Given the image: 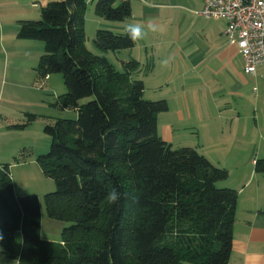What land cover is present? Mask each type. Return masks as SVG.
<instances>
[{
    "label": "trees",
    "instance_id": "obj_1",
    "mask_svg": "<svg viewBox=\"0 0 264 264\" xmlns=\"http://www.w3.org/2000/svg\"><path fill=\"white\" fill-rule=\"evenodd\" d=\"M86 0L47 2L38 20H19V39L41 41L36 76L60 73L66 92L56 106L75 118L44 126L49 150L38 157L55 189L43 196L46 216L60 221V240L41 238L35 194L16 197L9 164H0V230L7 257L19 264H227L233 240L236 190L217 184L228 171L194 147L173 148L157 130L165 99L143 98L132 58L116 70L107 51L131 49L126 30L97 29L94 54L85 46ZM97 16L122 21L129 0H96ZM83 99H88L83 101ZM27 115V123L33 121ZM26 123L15 125L24 128ZM264 174V159L255 162ZM116 189L120 200L110 204ZM21 234V249L14 247Z\"/></svg>",
    "mask_w": 264,
    "mask_h": 264
},
{
    "label": "crops",
    "instance_id": "obj_2",
    "mask_svg": "<svg viewBox=\"0 0 264 264\" xmlns=\"http://www.w3.org/2000/svg\"><path fill=\"white\" fill-rule=\"evenodd\" d=\"M141 1L142 19L146 24L159 21L160 24L165 23L162 27L168 28L169 20L175 17L172 12L175 9L188 11L192 18L180 28L183 37L181 51L174 48L170 54L171 58H176L172 65L175 68L173 75L167 74L163 79L156 80V88H167L159 97L167 100L169 107L166 112L157 115L158 134L172 146L194 147L215 165L234 173L230 177L228 172V178L217 184L237 192L232 250L227 264H264V174L255 168L259 157L254 158V155L262 153L259 150L261 146L264 147V141L255 143L254 130L260 132L263 129L257 117L255 121L243 111L248 108V100L252 101L251 104L254 102L249 92L252 81L261 86L264 84V64L258 66L253 74L244 71V61L236 45L228 43L225 38L224 21L199 14L203 7L201 0H182L181 4L171 0ZM130 5L131 15L128 18L133 17L134 11L131 2ZM97 18V27L105 25L112 31L113 27L123 31L131 24L128 18L119 21L120 25L101 23V17ZM178 34L162 36L157 43L167 49L178 39ZM169 84L175 85L172 90ZM144 87L145 92L146 83ZM258 96L255 97L257 105L264 98V91L261 98ZM20 195L15 193L16 197ZM64 226L63 222L50 219L41 211L40 236L43 227L61 234ZM16 236L17 251H20L19 231L15 240ZM11 264L19 263L16 260Z\"/></svg>",
    "mask_w": 264,
    "mask_h": 264
},
{
    "label": "rangeland",
    "instance_id": "obj_3",
    "mask_svg": "<svg viewBox=\"0 0 264 264\" xmlns=\"http://www.w3.org/2000/svg\"><path fill=\"white\" fill-rule=\"evenodd\" d=\"M49 1L54 0H0V162L10 164L14 191L21 193L20 196L37 195L44 215L46 212L43 196L55 189L53 180L44 174L37 160L39 156L49 150L51 143L50 137L44 133V126L56 118H75V113L72 110L56 106L57 97L66 92L60 73H52L47 79H39L36 76L34 68L43 53V43L38 40L19 39L16 33L19 20L40 19L41 8ZM171 1L175 4L183 2L182 0ZM130 2L134 11L133 17L128 18L127 21L132 25L141 26L146 34L142 39L136 41V47L132 50L107 51L103 55L119 71L123 68V62L132 58L141 61V70L137 72L135 78L146 83L147 89H145L143 98L146 100L163 99L159 96H162L167 88L166 86L156 88V80L163 79L167 74L173 75L175 68L172 65L173 62H176V58H171L170 54L174 48L181 51L183 37L179 31L181 26L187 22L186 20L192 18L189 17L188 11L175 9L172 10L175 17L169 20L168 28L162 27L165 26V23L160 24L159 21L149 25L145 23L144 18L142 19L143 1L130 0ZM95 3L96 0L91 4H86L84 12V43L86 48L94 54L98 53L93 43L95 31L107 29L105 25L97 27L98 18L94 10ZM99 19L101 23L120 25L119 21ZM118 28L113 27V32L122 33L126 30L125 27H123L125 28L123 31H119ZM155 34L157 35L156 39H154ZM176 34H178V39L167 49L166 46H160L157 43L162 36H175ZM164 60H169L167 66H162L161 62ZM174 84H169L171 90L172 86H175ZM263 91L264 84L261 86V84L252 81L249 92H251L254 102L251 104L252 101L248 100L250 104L248 103V108L243 110L245 114L254 117L255 121L257 117L258 124L263 129L260 132L254 130L255 143L264 141V98L260 99L259 105L255 102V97L260 95L258 97L261 98ZM87 100L83 99L84 102ZM28 114L35 116V119L29 123H27ZM24 123L27 125L22 129L13 128V125ZM173 148H177V146L173 145ZM259 150L263 153L264 147L261 146ZM262 153L254 155V158L264 157V153ZM226 170L228 169L226 168ZM228 172L230 177L233 176V172L230 173L229 170ZM64 225L66 224L64 223ZM41 237L46 240L59 241L60 233L43 227ZM17 239L18 236H16L14 244L16 250ZM6 259L9 264L16 261L8 257Z\"/></svg>",
    "mask_w": 264,
    "mask_h": 264
},
{
    "label": "built area",
    "instance_id": "obj_4",
    "mask_svg": "<svg viewBox=\"0 0 264 264\" xmlns=\"http://www.w3.org/2000/svg\"><path fill=\"white\" fill-rule=\"evenodd\" d=\"M201 1L199 14L224 21L225 38L236 45L244 61V71L255 73L264 64V0Z\"/></svg>",
    "mask_w": 264,
    "mask_h": 264
},
{
    "label": "clouds",
    "instance_id": "obj_5",
    "mask_svg": "<svg viewBox=\"0 0 264 264\" xmlns=\"http://www.w3.org/2000/svg\"><path fill=\"white\" fill-rule=\"evenodd\" d=\"M126 32H127L128 37L133 41L142 39L144 35L146 34L145 30L141 26L132 25V24L127 26ZM168 63H169V60H164L161 62L162 66H167ZM120 198H121L120 193L116 189H112L107 195V200L110 204L118 203ZM4 239L5 237H4L3 231L0 230V264H9V262L6 259L7 252L3 244Z\"/></svg>",
    "mask_w": 264,
    "mask_h": 264
}]
</instances>
